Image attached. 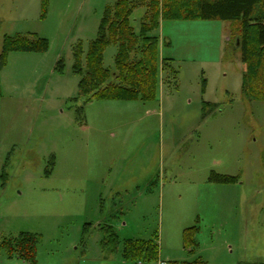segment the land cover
I'll list each match as a JSON object with an SVG mask.
<instances>
[{
	"label": "rangeland",
	"instance_id": "obj_1",
	"mask_svg": "<svg viewBox=\"0 0 264 264\" xmlns=\"http://www.w3.org/2000/svg\"><path fill=\"white\" fill-rule=\"evenodd\" d=\"M113 5L0 0V48L5 36L48 43L11 53L1 73L0 245L38 235L36 264H134L121 250L139 239L156 241L160 259L177 264H264V102L243 92L231 23L162 22L151 34L156 99L87 102L74 50L81 45L86 65ZM146 13L131 17L137 33ZM118 52L111 44L103 54L115 84ZM220 174L235 181L214 180ZM106 226L118 233L117 251L103 246ZM193 226L199 246L188 250L183 232ZM0 264L28 263L0 249Z\"/></svg>",
	"mask_w": 264,
	"mask_h": 264
},
{
	"label": "trees",
	"instance_id": "obj_2",
	"mask_svg": "<svg viewBox=\"0 0 264 264\" xmlns=\"http://www.w3.org/2000/svg\"><path fill=\"white\" fill-rule=\"evenodd\" d=\"M139 7H145L147 13L137 33L131 24V17ZM259 8L261 14L256 13ZM187 20H221L231 23L232 34L236 32L235 47L241 53L245 66L243 92L249 100L264 102V0H114V5L105 11L97 39L90 44L86 65L83 64L81 45L74 50L73 71L81 77L79 97L87 102L155 100L159 85L160 53L159 40L151 34L159 29L162 22ZM111 44L119 47L116 57V67L120 69L118 77H115L119 81L117 84L111 81L110 71L103 67L104 51ZM139 48L142 50L141 57L130 63L131 55L137 53ZM47 49V41L41 38L5 36L0 48V94L1 73L11 53L44 52ZM61 67L62 62H59L55 70L60 72ZM206 105L208 107L209 103ZM214 180L230 183L235 178L215 175ZM102 230L105 236L103 246H114L117 251L120 239L116 230L112 226ZM196 233L194 226L184 230L186 249L199 246ZM39 241L38 235L24 232L15 238H5L0 249L9 258L36 264ZM121 252L125 260L134 264L140 261L155 264L160 260V248L154 240H125Z\"/></svg>",
	"mask_w": 264,
	"mask_h": 264
},
{
	"label": "built area",
	"instance_id": "obj_3",
	"mask_svg": "<svg viewBox=\"0 0 264 264\" xmlns=\"http://www.w3.org/2000/svg\"><path fill=\"white\" fill-rule=\"evenodd\" d=\"M155 264H174L173 262L165 261V260H158Z\"/></svg>",
	"mask_w": 264,
	"mask_h": 264
},
{
	"label": "crops",
	"instance_id": "obj_4",
	"mask_svg": "<svg viewBox=\"0 0 264 264\" xmlns=\"http://www.w3.org/2000/svg\"><path fill=\"white\" fill-rule=\"evenodd\" d=\"M221 175V174H220ZM224 176H229V175H224ZM229 177H233V176H229ZM160 255V254H159Z\"/></svg>",
	"mask_w": 264,
	"mask_h": 264
}]
</instances>
